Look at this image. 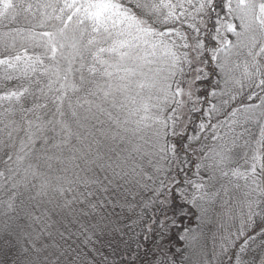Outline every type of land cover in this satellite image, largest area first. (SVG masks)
Returning <instances> with one entry per match:
<instances>
[{
  "label": "snow or ice",
  "instance_id": "snow-or-ice-1",
  "mask_svg": "<svg viewBox=\"0 0 264 264\" xmlns=\"http://www.w3.org/2000/svg\"><path fill=\"white\" fill-rule=\"evenodd\" d=\"M0 264H264V0H0Z\"/></svg>",
  "mask_w": 264,
  "mask_h": 264
}]
</instances>
